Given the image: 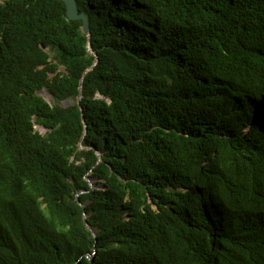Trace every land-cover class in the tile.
<instances>
[{"label": "trees", "instance_id": "trees-1", "mask_svg": "<svg viewBox=\"0 0 264 264\" xmlns=\"http://www.w3.org/2000/svg\"><path fill=\"white\" fill-rule=\"evenodd\" d=\"M74 3L0 2V264H264V0Z\"/></svg>", "mask_w": 264, "mask_h": 264}, {"label": "water", "instance_id": "water-1", "mask_svg": "<svg viewBox=\"0 0 264 264\" xmlns=\"http://www.w3.org/2000/svg\"><path fill=\"white\" fill-rule=\"evenodd\" d=\"M66 4V7H67V14L69 17H72V18H82L83 19V31L85 33H87L88 35V38H89V27H88V23H87V19L85 18V16L83 14H78L77 11H76V7H75V3H74V0H63ZM87 50L89 52H92L91 51V48H90V39H88V46H87ZM91 68V67H90ZM81 84H82V79L80 81V85H79V89L81 90ZM80 100V97L78 99V102ZM99 161V160H98ZM90 230L92 231L93 235H95V231H93L91 229V227H89Z\"/></svg>", "mask_w": 264, "mask_h": 264}, {"label": "rangeland", "instance_id": "rangeland-1", "mask_svg": "<svg viewBox=\"0 0 264 264\" xmlns=\"http://www.w3.org/2000/svg\"><path fill=\"white\" fill-rule=\"evenodd\" d=\"M2 1H4V0H0V2H2ZM38 93H39V95H41L46 101H50V100H51V95L49 94V92H48L47 89H42V90L39 91ZM68 103H70V100H69V99L63 102V104H65V105L68 104ZM34 128H35L36 131H38V132H40V133H42V134H44V133L46 132V128H45L43 125H41V124H37V123H35ZM87 180L89 181L90 186H91L92 188L98 187V184H97L98 180H97L96 178H90V177H87Z\"/></svg>", "mask_w": 264, "mask_h": 264}]
</instances>
